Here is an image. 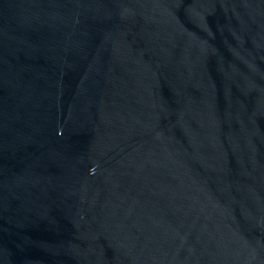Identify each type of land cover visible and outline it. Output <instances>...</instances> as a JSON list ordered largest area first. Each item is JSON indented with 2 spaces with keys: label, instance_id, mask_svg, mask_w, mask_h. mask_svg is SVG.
<instances>
[{
  "label": "water",
  "instance_id": "obj_1",
  "mask_svg": "<svg viewBox=\"0 0 264 264\" xmlns=\"http://www.w3.org/2000/svg\"><path fill=\"white\" fill-rule=\"evenodd\" d=\"M0 264H264V0H0Z\"/></svg>",
  "mask_w": 264,
  "mask_h": 264
}]
</instances>
